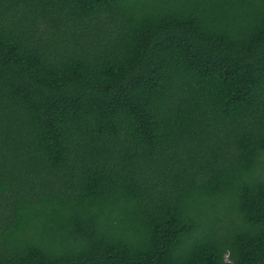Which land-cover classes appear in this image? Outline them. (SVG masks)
Here are the masks:
<instances>
[{"label":"trees","instance_id":"trees-1","mask_svg":"<svg viewBox=\"0 0 264 264\" xmlns=\"http://www.w3.org/2000/svg\"><path fill=\"white\" fill-rule=\"evenodd\" d=\"M0 264H264V0H0Z\"/></svg>","mask_w":264,"mask_h":264}]
</instances>
